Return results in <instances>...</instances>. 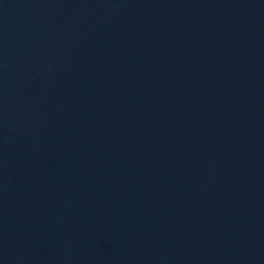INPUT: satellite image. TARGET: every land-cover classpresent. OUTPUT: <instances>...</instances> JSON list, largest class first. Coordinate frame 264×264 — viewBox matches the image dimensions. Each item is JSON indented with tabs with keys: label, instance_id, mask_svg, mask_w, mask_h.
Here are the masks:
<instances>
[{
	"label": "water",
	"instance_id": "water-1",
	"mask_svg": "<svg viewBox=\"0 0 264 264\" xmlns=\"http://www.w3.org/2000/svg\"><path fill=\"white\" fill-rule=\"evenodd\" d=\"M0 264H264V0H0Z\"/></svg>",
	"mask_w": 264,
	"mask_h": 264
}]
</instances>
